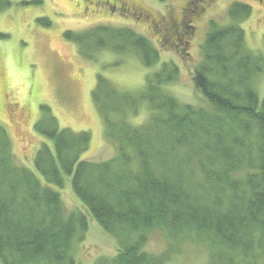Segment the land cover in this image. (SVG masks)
I'll return each instance as SVG.
<instances>
[{
  "label": "trees",
  "instance_id": "1",
  "mask_svg": "<svg viewBox=\"0 0 264 264\" xmlns=\"http://www.w3.org/2000/svg\"><path fill=\"white\" fill-rule=\"evenodd\" d=\"M9 5L8 0H0V9ZM187 7L182 13L183 42H177L182 45L179 56L190 62L196 32L192 18L200 9ZM250 15L248 4L235 3L229 10V24L210 26L203 60L192 71L206 107L182 105L159 88L178 75L179 67L166 64L147 83L142 98L151 115L138 127L110 117L113 109L136 111L137 99L124 95L116 106L105 109L95 95L99 109L107 113L106 137L118 143V153L111 160L82 159L90 148L91 134L60 130L45 108L35 130L53 146L43 143L28 167L16 161L9 133L0 124L3 264H77L70 253L90 223H98L122 245L113 257L95 264H163L144 249L145 232L159 227L172 239L190 236L205 244L210 264H261L264 100L260 101L254 81L264 70V59L246 47L239 23ZM95 30L87 36L66 35L80 43L87 57L111 48L135 50L147 68L159 59L152 43L133 30ZM99 31L108 35L106 41L97 35ZM101 82L100 78L97 89ZM67 177L81 206L70 215L60 193Z\"/></svg>",
  "mask_w": 264,
  "mask_h": 264
},
{
  "label": "rangeland",
  "instance_id": "2",
  "mask_svg": "<svg viewBox=\"0 0 264 264\" xmlns=\"http://www.w3.org/2000/svg\"><path fill=\"white\" fill-rule=\"evenodd\" d=\"M8 1L10 5L0 9V124L9 133L16 161L28 167L33 166L43 143L53 146L51 140L35 130L45 108L58 121L60 130L91 134L90 148L82 159H113L118 143L106 137L107 113L99 109L95 95L105 109L116 106L124 95L137 99L136 111L113 109L110 117L115 121L122 118L138 127L151 115L149 104L142 98L148 91L147 83L150 78L156 79L165 64L179 67L178 75L174 82L162 83L159 88L182 105L206 107L207 101L194 86L192 71L203 60L211 24H229V10L235 3L251 7V15L239 24L248 50L264 59V0H201V5H193L194 0H120L123 7L96 0ZM189 4L192 8L199 6L200 12L192 18L196 32L189 48L192 57L186 62L178 54L182 45L177 41L183 42V29L179 30L175 21ZM159 19L167 21V33L155 25ZM99 27L133 30L145 37L159 51L157 63L145 67L135 50L116 52L104 48L95 55L89 52L87 57L82 54L80 43L66 35L87 36ZM97 33L104 40L108 37ZM100 78L102 85L97 89ZM254 87L260 101L264 100V70L256 76ZM60 193L66 214L79 211L80 202L69 177ZM145 233V251L161 258L163 264H210L209 248L190 236L172 239L160 227ZM121 248L118 240L98 223H90L81 239L74 242L70 254L77 264H95L113 257ZM261 258L262 254L259 259L264 264Z\"/></svg>",
  "mask_w": 264,
  "mask_h": 264
},
{
  "label": "flooded vegetation",
  "instance_id": "3",
  "mask_svg": "<svg viewBox=\"0 0 264 264\" xmlns=\"http://www.w3.org/2000/svg\"><path fill=\"white\" fill-rule=\"evenodd\" d=\"M98 3H112V6H125L124 3H122L120 0H96ZM132 11L136 14V11L132 9ZM183 15L181 14V17L178 18L176 21H175V25L179 28V30H182L183 27H184V21H183ZM158 21V20H157ZM155 25L158 24L157 27H161L163 31H165V33H167L169 30L167 29L168 28V24H167V21L164 20V19H159L158 22H154Z\"/></svg>",
  "mask_w": 264,
  "mask_h": 264
}]
</instances>
